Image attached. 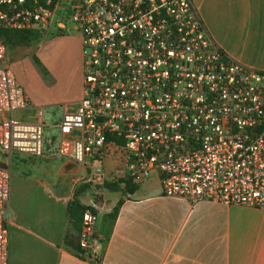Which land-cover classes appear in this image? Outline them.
I'll use <instances>...</instances> for the list:
<instances>
[{
    "label": "built area",
    "instance_id": "obj_1",
    "mask_svg": "<svg viewBox=\"0 0 264 264\" xmlns=\"http://www.w3.org/2000/svg\"><path fill=\"white\" fill-rule=\"evenodd\" d=\"M71 23V27H68ZM77 32L82 97L62 107L55 147L44 108L34 122L2 31ZM38 41V42H39ZM69 159L87 172L117 155L125 171L86 182L138 184L158 174L162 194L264 209V70L229 56L191 0H0V155ZM0 159V264H8L9 165ZM96 214L82 213L77 252L98 257Z\"/></svg>",
    "mask_w": 264,
    "mask_h": 264
},
{
    "label": "crops",
    "instance_id": "obj_2",
    "mask_svg": "<svg viewBox=\"0 0 264 264\" xmlns=\"http://www.w3.org/2000/svg\"><path fill=\"white\" fill-rule=\"evenodd\" d=\"M191 1L215 43L264 70V0ZM54 42L62 43L59 59L68 69L54 57L37 58L52 88L62 93L77 85L63 103L72 111L82 97L80 35H51L44 43ZM18 154L24 161L1 159L11 171L8 264H264V209L167 197L154 173L133 193L96 182L81 193L79 202L96 214L100 244L97 258L80 255L67 243L78 233L68 213L78 181L125 171L124 162L112 155L87 172L66 158ZM110 192L121 195L106 198Z\"/></svg>",
    "mask_w": 264,
    "mask_h": 264
},
{
    "label": "rangeland",
    "instance_id": "obj_3",
    "mask_svg": "<svg viewBox=\"0 0 264 264\" xmlns=\"http://www.w3.org/2000/svg\"><path fill=\"white\" fill-rule=\"evenodd\" d=\"M68 27H71V23H68ZM69 33H74V31ZM50 37L51 34L39 42L36 40L29 44L10 45L8 47V58L18 83L24 88L30 100V106L27 109L17 111L15 117L22 121H35V110H37L38 107H43L45 146L55 147L58 131L54 125L60 120L64 101L67 102L70 96L74 95L77 85L72 84L70 91L58 92L57 89L52 88L48 84L46 80L47 77L44 76L40 67L35 63L33 55L38 58L47 56L51 58L54 57L56 62L60 60L64 69L70 67L67 60L63 58L59 59L64 54L61 42L45 45V40ZM14 155L15 153L11 154V159L13 157L16 158L17 163L21 162V160L24 161V159L20 158L19 154L16 156ZM0 159H2L1 155ZM125 181H127L126 178L120 179V182L123 183V185L120 186H123V188ZM78 182L80 184L84 183L81 181Z\"/></svg>",
    "mask_w": 264,
    "mask_h": 264
},
{
    "label": "trees",
    "instance_id": "obj_4",
    "mask_svg": "<svg viewBox=\"0 0 264 264\" xmlns=\"http://www.w3.org/2000/svg\"><path fill=\"white\" fill-rule=\"evenodd\" d=\"M2 35L4 37L5 43L10 46V45H23V44H29L30 42L33 41H39L38 36L36 34H26L23 32H18V31H2ZM35 63L40 67L41 71L43 74L46 73L45 68L41 64V62L38 60V58L33 55ZM92 183L90 182H85L78 186L75 189L74 192V199L69 205L68 208V213L69 217L71 219V222L73 223L74 227L77 229V232L80 230L81 227V218H82V213L89 208L88 206H84L79 202V196L81 193H83L87 188L90 187ZM111 185V186H110ZM115 185H118L116 183H105L104 186L106 187H113L114 190H116ZM137 188V184L132 182V180H127L125 181L124 185V190L126 193H133L135 189ZM67 243L74 247L75 249L78 250V245H77V236H69L67 238Z\"/></svg>",
    "mask_w": 264,
    "mask_h": 264
},
{
    "label": "water",
    "instance_id": "obj_5",
    "mask_svg": "<svg viewBox=\"0 0 264 264\" xmlns=\"http://www.w3.org/2000/svg\"><path fill=\"white\" fill-rule=\"evenodd\" d=\"M121 192H110L106 194V198L115 199L117 196H120Z\"/></svg>",
    "mask_w": 264,
    "mask_h": 264
}]
</instances>
